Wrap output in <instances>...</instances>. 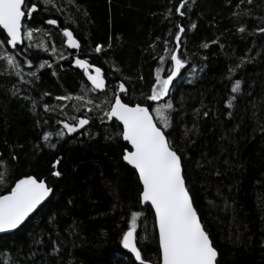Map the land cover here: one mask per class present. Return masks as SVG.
Masks as SVG:
<instances>
[{"label":"trees","instance_id":"16d2710c","mask_svg":"<svg viewBox=\"0 0 264 264\" xmlns=\"http://www.w3.org/2000/svg\"><path fill=\"white\" fill-rule=\"evenodd\" d=\"M36 2L31 20L24 21L33 38L15 48L0 43V195L24 175L45 180L53 193L21 227L0 235V262L140 264L122 245L131 213L138 211V247L143 259L157 264L154 212L140 202L138 174L122 159L129 146L116 135L121 124L103 117L122 82L126 103L150 95L156 69H171L176 52L188 63L170 95L149 102L150 108L173 102L165 134L182 154L219 264H264V33L258 31L264 28V0H187L183 16L175 11L180 0ZM49 19L59 26L47 25ZM179 26L185 32L177 49ZM64 27L80 41L79 57L103 70L105 90H94L73 66L77 53L67 49ZM5 36L0 31V41ZM6 54L18 68L7 64ZM237 80L240 91L232 93ZM64 96L71 99H58ZM81 116L88 125L56 135L63 130L60 121ZM55 170L62 175L53 176Z\"/></svg>","mask_w":264,"mask_h":264},{"label":"snow or ice","instance_id":"6c2138e0","mask_svg":"<svg viewBox=\"0 0 264 264\" xmlns=\"http://www.w3.org/2000/svg\"><path fill=\"white\" fill-rule=\"evenodd\" d=\"M248 2L251 3V0ZM28 3L29 0H0V31L6 33L4 40L0 43L6 42L15 48L23 38L26 37L28 40L33 38L34 30L27 27L24 21L31 20L33 13L37 10V2L32 0L30 7ZM43 3L50 5L53 0H43ZM185 7V0H180V5L175 11L183 16L185 12L182 9ZM47 23L57 25L58 21L50 19ZM192 27L194 28L195 25L193 24ZM239 30L245 31L243 27ZM258 31L264 33V28H260ZM184 32L185 28L179 26L175 33L177 49ZM62 33L67 38L68 45L74 49L80 48V43L74 37L73 31L64 27ZM203 46L207 47L208 45ZM95 51L101 52L102 46L97 45ZM4 59L12 68L19 67L13 55L6 54ZM160 61L163 63L165 57L161 56ZM169 62L174 65L171 69L165 70L162 67L156 69L155 83L151 88L150 95L143 98L140 103L133 104L131 101L125 103L121 99V95L117 94L114 97L115 102L110 105V110L104 114L103 118L107 120L115 118L121 122L122 131L116 135L122 136L123 140L131 146V150L127 148L123 150L122 159L138 172V178L142 184L140 202H150V207L154 209L155 222L158 225L160 254L157 264H219L218 250L213 246L209 232L206 231L205 225L201 221L194 206V198L186 183L182 154L165 134L164 129L171 126L169 110L173 109V102L169 99L167 102L157 104L155 108H150L149 104V102L162 101L170 95L174 80L188 63L176 52L171 53ZM28 63L31 64V61ZM74 63L83 69L94 90L105 88V79L100 67H95V74H93L91 69L94 66L88 60L76 58ZM40 67L43 68L45 65L41 64ZM192 71L194 72L195 68ZM162 72L165 73V76L161 75ZM17 75L20 73L17 72ZM31 75L35 77L36 73ZM240 84L239 80L235 81L231 92H239ZM118 87L119 93L127 92L123 82ZM58 99L68 100L71 97L64 96ZM77 99H83V97H77ZM235 99V96L228 99L230 108ZM45 108L48 109V106L45 105ZM153 113H155V119ZM60 123L63 125V130L56 133L58 137L65 135V131L67 134H71L84 128L89 124V119L81 116L74 117L71 122L62 120ZM158 123L162 127L158 126ZM51 135L50 132L45 133L44 139L48 140ZM107 138L111 139L112 137ZM52 146L55 147V145ZM59 163L60 161L57 160L53 164V168H56ZM52 175L60 177L62 174L59 170H55ZM4 178L5 174L0 173V181H3ZM52 192L53 188L36 175H24L23 178L16 180L10 191L0 195V233L16 230L22 226L26 218H29L30 214ZM142 215L138 211L131 213V224L123 232L122 245L123 249L134 254L135 260L140 264H149L147 259L142 258V251L138 247V218ZM52 251L57 252L58 249L54 247Z\"/></svg>","mask_w":264,"mask_h":264},{"label":"water","instance_id":"95a60500","mask_svg":"<svg viewBox=\"0 0 264 264\" xmlns=\"http://www.w3.org/2000/svg\"><path fill=\"white\" fill-rule=\"evenodd\" d=\"M187 2V0H185V3ZM32 18V17H31ZM50 20V19H49ZM48 21V20H47ZM47 21H46V24L47 25H49V26H54V27H58L59 26V23H57V25H50V24H48L47 23ZM69 30H71V29H69ZM72 31V30H71ZM6 34V33H5ZM63 34V33H62ZM74 34V33H73ZM65 37V36H64ZM74 37L76 38V36L74 35ZM65 39H66V41H65V45H66V47H67V49H69V50H72V51H75L77 54L79 53V51H80V48H81V43H80V41L78 40V38H76L78 41H79V43H80V48L79 49H74V48H72L70 45H68L67 44V38L65 37ZM24 44V38L22 39V41H20V42H18V45L17 46H22ZM10 47L11 48H13V46L12 45H10ZM76 58H80L78 55L77 56H75V58H74V61H75V59ZM80 59H83V58H80ZM90 63V62H89ZM73 66L75 67V68H78V69H80L74 62H73ZM95 67H98V66H94L93 67V69H91V71L93 72V74H95L94 73V68ZM81 70H83V69H81ZM102 70V69H101ZM102 75H103V70H102ZM103 77H104V75H103ZM104 79H105V77H104ZM88 80V79H87ZM89 81V80H88ZM89 83L91 84V82L89 81ZM92 85V84H91ZM105 88L104 89H99V90H105L106 89V87H107V81H106V79H105ZM118 94H120L121 95V93H119L118 92ZM121 99H122V97H121ZM123 100V99H122ZM124 101V100H123ZM115 102V101H114ZM113 119H115V118H113ZM118 121V120H117ZM119 122V121H118ZM119 123H121V122H119ZM122 124V123H121ZM124 142H126V141H124ZM127 144H128V142H126ZM128 146H129V149L128 150H131V146L128 144ZM125 162V161H124ZM126 164H127V162H125ZM129 165V164H128ZM130 167H132L133 169H134V167L133 166H131V165H129ZM135 170V169H134ZM136 171V170H135ZM137 172V171H136ZM137 174H138V172H137ZM141 183V182H140ZM187 183V182H186ZM142 185V184H141ZM51 195H52V193L50 194V196L48 197V198H46V200L45 201H43L42 203H41V205H39L38 207H37V209L36 210H34V212L32 213V214H34L40 207H42V205L51 197ZM142 205H144V206H146V205H150V202L149 203H142ZM153 211H154V209H153ZM32 214H30V216L32 215ZM29 216V217H30ZM28 218H26V220H27ZM20 227V226H19ZM18 227V228H19ZM157 230H158V225H157ZM15 230H10V231H8V232H6V233H0V235H3V234H7V233H12V232H14ZM211 239V238H210ZM214 246V245H213ZM129 251V250H128ZM130 252V251H129ZM133 256H134V254H132ZM219 257V256H218Z\"/></svg>","mask_w":264,"mask_h":264},{"label":"bare ground","instance_id":"6f19581e","mask_svg":"<svg viewBox=\"0 0 264 264\" xmlns=\"http://www.w3.org/2000/svg\"><path fill=\"white\" fill-rule=\"evenodd\" d=\"M65 41H66V40H65ZM9 46H10V45H9ZM179 48H180V46H179ZM179 48H178V49H179ZM77 55H78V54H77ZM77 55H76V56H77ZM78 56H79V55H78ZM93 66H94V65H93ZM100 91H102V90H100ZM118 92H119V90H118ZM118 92H117V94H118ZM117 94H116V95H117ZM164 99H165V98H164ZM112 103H114V100H113ZM125 103H126V102H125ZM109 110H110V109H109ZM153 116H154V115H153ZM154 119H155V117H154ZM115 120H116V119H115ZM116 121H117V120H116ZM117 122H118V121H117ZM120 124H121V123H120ZM121 126H122V124H121ZM128 149H129V148H128ZM52 193H53V192H52ZM51 196H52V195H51ZM143 206H144V205H143ZM149 206H150V205H149ZM152 210H153V209H152ZM153 212H154V211H153ZM32 215H33V214H32ZM25 222H26V221H25ZM25 222H24V223H25ZM24 223H23V224H24ZM23 224H22V225H23ZM20 227H21V226H20ZM156 228H157V225H156ZM157 232H158V230H157Z\"/></svg>","mask_w":264,"mask_h":264},{"label":"rangeland","instance_id":"374dc122","mask_svg":"<svg viewBox=\"0 0 264 264\" xmlns=\"http://www.w3.org/2000/svg\"><path fill=\"white\" fill-rule=\"evenodd\" d=\"M181 79H184V77H182ZM112 104V103H111ZM109 109H110V107L108 108V110L107 111H109Z\"/></svg>","mask_w":264,"mask_h":264}]
</instances>
